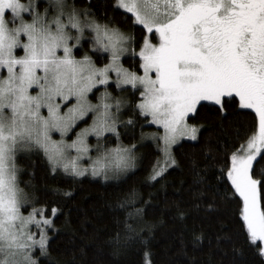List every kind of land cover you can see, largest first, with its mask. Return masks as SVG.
Listing matches in <instances>:
<instances>
[{"label": "snow or ice", "instance_id": "snow-or-ice-1", "mask_svg": "<svg viewBox=\"0 0 264 264\" xmlns=\"http://www.w3.org/2000/svg\"><path fill=\"white\" fill-rule=\"evenodd\" d=\"M52 7L57 12L49 19L37 11L34 2L0 0V65L8 72L0 80V264H38L33 247L38 245L41 255L47 254V229L53 225L46 204L31 207L26 215L21 210L30 201L16 184L13 157L17 151L42 150L52 173L59 168L73 177L90 172L93 177L109 179L137 167L135 143L122 144L118 131L121 123L134 124L132 116L126 122L118 119L120 109L130 102L113 98L107 90L95 103L90 99L94 86L110 80L109 70L116 73L118 89L132 86L133 116L138 111L145 121L150 117L151 123L163 129L141 133V139L150 135L162 154V162L158 157L150 166L149 182L162 179L177 165L173 145L182 139L198 140L203 125L187 120L201 102H211L221 118L229 115L226 105L237 98L236 111L254 112L255 130L248 136L246 148L241 145L231 153L226 177L233 194L242 201L240 218L248 240L264 242V175L257 178L252 174L255 162L264 156V0H115L113 7L123 10L120 22L89 15L88 8L69 9L66 0H56ZM28 13L30 20L25 18ZM128 21L148 33L139 50L142 74L120 64L135 42L124 30ZM86 29L90 30L91 46L107 53L108 63L102 67L87 54L79 59L72 55L70 40L80 43ZM71 30L75 34L70 37ZM150 37L158 38V43H152ZM20 45L23 55L16 56L13 49ZM60 49L63 55H58ZM32 85L38 88L34 95L29 92ZM72 133L74 137L66 140ZM105 133L116 136V146L104 148L99 143ZM57 134L59 140L53 138ZM92 137L97 139L96 145L89 143ZM91 148L103 151L93 158ZM70 150L76 154L71 155ZM241 150L244 155L238 154ZM83 156L91 161L86 167L79 164ZM195 179L202 177L197 173ZM212 207L213 203L207 205ZM51 211L55 214L58 209L53 206ZM184 215L178 208V218ZM29 224L40 226L39 238L28 229ZM119 224L117 218L118 229ZM124 230L137 234L126 223ZM112 239L118 250L119 231ZM258 253L264 261V246Z\"/></svg>", "mask_w": 264, "mask_h": 264}, {"label": "trees", "instance_id": "trees-1", "mask_svg": "<svg viewBox=\"0 0 264 264\" xmlns=\"http://www.w3.org/2000/svg\"><path fill=\"white\" fill-rule=\"evenodd\" d=\"M71 1L79 9L88 8L89 15L121 21L123 10L113 7L115 0ZM141 27H132L131 21L124 25L135 38L130 44L135 49L145 36ZM105 55L96 50L93 61L103 64ZM122 62L140 72L138 56L127 55ZM123 89L118 97L130 103L120 109L118 117L126 122L132 116L134 124L121 123L118 131L122 144L135 143L137 167L109 179L90 174L73 177L61 170L52 173L47 159L36 149L16 158L19 188L31 201L22 210L28 212L31 207L46 204L48 214L53 215V225L47 229V254L41 255L39 247L32 250L38 264H264L259 244L248 240L240 218L242 201L233 194L226 177L231 153L245 145L255 130L254 112L236 111V99L226 105L229 115L221 118L210 102H201L188 119L194 125H203L198 140H182L175 145L172 153L177 165L162 179L149 182L150 166L160 152L149 135L141 139V133L157 128L138 111L133 116L134 90ZM135 97L139 98V91H135ZM115 141L112 136L107 139L108 143ZM197 173L202 180L195 179ZM252 174L257 178L264 175V156L255 162ZM133 189L134 195L129 196ZM69 191L70 196L63 195ZM122 198L126 203H121ZM209 203H213L211 209L207 208ZM53 206L58 209L55 214ZM178 208L185 213L182 219L177 216ZM137 209L141 211L137 213ZM125 223L137 234L129 235ZM118 231L117 250L112 238ZM197 236L202 238L197 240Z\"/></svg>", "mask_w": 264, "mask_h": 264}, {"label": "rangeland", "instance_id": "rangeland-1", "mask_svg": "<svg viewBox=\"0 0 264 264\" xmlns=\"http://www.w3.org/2000/svg\"><path fill=\"white\" fill-rule=\"evenodd\" d=\"M22 2L25 3V4H28V3H30V2H34V3L36 4V6H37V11L40 12L41 14H45L49 19L53 18L54 15H55L56 12H57V9L54 8V7H52V6L56 3V0H22ZM66 3H67V5L69 6V9H70L72 6H74V3H73L71 0H66ZM75 7H76V8H79V7H77V6H75ZM46 9H47V11H46ZM25 18L30 20V19H31V13L25 14ZM62 19H63V20H66V19H67V16H66V15L63 16ZM18 22H19V21H17V23H18ZM10 26H11V25H10ZM69 27H70V26H69ZM74 34H75V33H74V30H71V31L69 32L70 37H71V36H74ZM86 35L88 36V37H87V38H88V42L90 43L89 46H91L92 43H93V41H92V39H91L90 30L86 29ZM145 35H148V33L145 32ZM83 38H84V35L81 37L80 43H76V41H75L74 39H71V40H70V44H71V46H72V55H73L74 57H76L77 59H79L80 56L78 57V56L74 53V50H75L76 47H77V48L81 47V42H82ZM21 40H22V41L26 40V37H24L23 35H21ZM150 41H151L152 43H158V38H151V37H150ZM85 42L87 43V41H85ZM91 47H92V46H91ZM133 50H134V51H133ZM139 50H140V47H138L137 49H135L132 45H129V51H128L127 53H125V54L121 57V60H122V58H123L124 56H126V55H133V56H138V57H139ZM83 51H84V49L82 50V53H83ZM103 52H104V51H103ZM105 53H106V52H105ZM13 54L16 55V56L23 55V47H22V45H20V46L14 48V49H13ZM83 54H84V53H83ZM106 54H107V53H106ZM58 55H63V50H62V49L58 50ZM139 58H140V57H139ZM121 60H120V64H121L124 68L129 69L128 67H126V66H124V65L122 64V61H121ZM92 62H93L94 64H96L97 67H102L104 64L108 63V61H107V62L104 63V64H97V63L94 62L93 60H92ZM140 62H141V61H140ZM16 70L18 71V68H17ZM129 70L131 71L132 69H129ZM138 73H139V74H142V69H141L140 72H138ZM109 74H110V77H111L110 80H109V82H110V84H113L112 87H111V88H108V87L106 86V84H105V85H96V86H94V91H93L92 93H90V99L92 100L93 103L96 102V97L99 96L101 93H103L105 90H107L109 93H111L112 96H113V98L118 97L120 94H122V93L120 92L121 90L118 89V88L116 87V83H115V81H116V73H115V72H112L111 70H109ZM7 75H8L7 69H6L3 65H0V80H2V79H3L4 77H6ZM97 86H99V90H98V91H95V90L97 89V88H96ZM127 86L132 87L131 85H127ZM121 87H123V86H121ZM141 90H142V89H141ZM36 91H38V88H37L35 85L30 86V88H29V92H30V94H33V95H34ZM116 93H117V94H116ZM72 102L74 103L75 101L72 100ZM203 102H207V101H203ZM210 103H211V102H210ZM238 103H239V102H238V98H237V104H238ZM113 111H115V109H113ZM43 114H46V109L43 110ZM190 115H191V114H190ZM118 119H119V117H118ZM89 122H90V118H89ZM187 122H188L189 124H192V123L189 122L188 120H187ZM149 124H151V125H153L154 127H156L157 130H149L148 133H152V132H162V131H163L162 127H160V126H158V125H156V124L151 123V118H150V117H149ZM81 127H83V125H81ZM74 135H75V133H72L71 135L66 136L65 139L68 140V141H70V140L74 137ZM110 136H112V138L115 137V139H116V136H115V135L113 136V134L105 133V137L102 138V139L99 141V143L103 144L104 148H108V147H114V146H116L117 139H116V141L114 142V144H113V143H108V142H107V139L110 138ZM53 138L56 139V140H59V139H60V137H59L58 134H57L56 136H54ZM149 139L153 141V139H152V137H151L150 135H149ZM182 140H185V139H182ZM182 140H181V141H182ZM89 143L92 144V145H96V144L98 143V141H97V139H96L95 137H92V138L89 140ZM155 143H156V142H155ZM156 145H157V143H156ZM174 146H175V145H173V147H174ZM173 147H172V149H173ZM243 147L246 148V147H247V143H246L245 145H243ZM157 148H158V146H157ZM158 149H159V148H158ZM28 150H30V149H28ZM36 150L39 151V152H40L41 154H43V156H44V153L42 152V150H38V149H36ZM100 151H103V149L91 148V149L89 150V155H90L91 157H93V158H96V157L98 156V154H99ZM26 152H27V150H20V151H17V152L15 153V155H14V157H13V163L15 164L16 171H17V164H16V158H17V156H18V155H21V154H23V153H26ZM70 152H71V155H75V154H76L74 150H70ZM159 152H160V150H159ZM238 154H239V155H244L245 153H244L243 150H241ZM159 157L161 158V162H162V154H161V152H160V154H159ZM90 163H91V161L89 160L88 156H83V157H80V159H79V164H80L81 167H86V166H88ZM229 166H230V164H229ZM57 170H61V169L58 168ZM61 171H62V170H61ZM226 172H227V170H226ZM85 174H90V172H89V173H85ZM90 175H91V174H90ZM91 176H92V175H91ZM101 178H102V177H101ZM16 184H17V186L19 187L18 180H17V174H16ZM28 200H29V199H28ZM29 201H30V200H29ZM30 202H31V201H30ZM27 204L29 205L30 203H25L24 205H22V207L25 206V205H27ZM21 210H22V208H21ZM22 212H23L25 215L27 214L26 211H23V210H22ZM39 227H40V226H39V225H36V224H29V225H28V229H29L31 232L37 234L36 238H39V237H38ZM255 242L259 244V248H260L261 246H264V242H261V241L259 240V238H257V240H256ZM37 247H39V246L36 245V246H34L33 248H37Z\"/></svg>", "mask_w": 264, "mask_h": 264}, {"label": "flooded vegetation", "instance_id": "flooded-vegetation-1", "mask_svg": "<svg viewBox=\"0 0 264 264\" xmlns=\"http://www.w3.org/2000/svg\"><path fill=\"white\" fill-rule=\"evenodd\" d=\"M88 36L86 35V30H85V34H84V38H83V40H82V42H81V47H79V49H80V52L79 53H76V49H78L77 47L75 48V50H74V53L79 57H81V56H83V55H85V54H87L88 56H90L91 57V59L93 60V56H92V54L93 53H95L96 54V50H99V51H104V50H102V49H99V48H93V47H91V46H89L90 45V43L88 42V38H87ZM85 41H87V43L85 42ZM142 44V43H141ZM140 44V45H141ZM140 47V46H139ZM84 49V51H83V53H82V50ZM103 53H105V51L103 52ZM106 54V53H105ZM106 56V58H105V62L104 63H106L107 61H108V59H107V55H105ZM127 56V55H126ZM131 57H133V55H130ZM125 57V56H124ZM123 57V58H124ZM123 58H122V60H123ZM121 60V61H122ZM103 63V64H104ZM122 64H123V62H122ZM124 66H126L125 64H123ZM127 67V66H126ZM130 69V68H129ZM141 70V69H140ZM112 85L113 84H110V82L108 81L107 82V84H106V86L108 87V88H111L112 87ZM96 88H99V86H97ZM122 88H132V87H129V86H123Z\"/></svg>", "mask_w": 264, "mask_h": 264}]
</instances>
